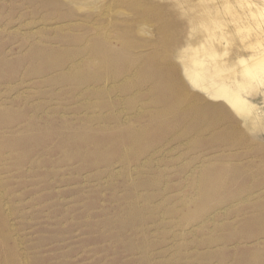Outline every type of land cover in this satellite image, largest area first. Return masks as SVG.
I'll return each instance as SVG.
<instances>
[{"label": "rangeland", "instance_id": "374dc122", "mask_svg": "<svg viewBox=\"0 0 264 264\" xmlns=\"http://www.w3.org/2000/svg\"><path fill=\"white\" fill-rule=\"evenodd\" d=\"M170 6L0 0V264H264L262 99L183 80Z\"/></svg>", "mask_w": 264, "mask_h": 264}, {"label": "bare ground", "instance_id": "6f19581e", "mask_svg": "<svg viewBox=\"0 0 264 264\" xmlns=\"http://www.w3.org/2000/svg\"><path fill=\"white\" fill-rule=\"evenodd\" d=\"M165 1L188 31L176 49L183 80L258 124L262 112L251 101L261 98L264 106V0Z\"/></svg>", "mask_w": 264, "mask_h": 264}]
</instances>
